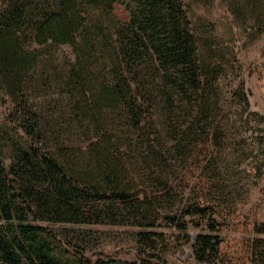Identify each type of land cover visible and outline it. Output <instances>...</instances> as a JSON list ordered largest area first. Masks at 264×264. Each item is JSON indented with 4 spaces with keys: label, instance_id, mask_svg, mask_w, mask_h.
<instances>
[{
    "label": "trees",
    "instance_id": "1",
    "mask_svg": "<svg viewBox=\"0 0 264 264\" xmlns=\"http://www.w3.org/2000/svg\"><path fill=\"white\" fill-rule=\"evenodd\" d=\"M221 2L248 40L264 35V0ZM194 3L214 0H0V91L13 104V134L0 131V264H74L47 225L93 224L143 229L141 251L166 263L160 249L171 244L154 229L166 221L187 233L186 215L210 230L195 259L219 260L212 203L230 141V64L194 24ZM64 46L73 61H59ZM243 88L233 97L248 106ZM251 260L264 264V238Z\"/></svg>",
    "mask_w": 264,
    "mask_h": 264
},
{
    "label": "rangeland",
    "instance_id": "2",
    "mask_svg": "<svg viewBox=\"0 0 264 264\" xmlns=\"http://www.w3.org/2000/svg\"><path fill=\"white\" fill-rule=\"evenodd\" d=\"M118 15L127 19V12L119 8ZM192 19L197 29L213 37L216 46L226 47L229 71L222 85L227 98L226 107L232 121L226 129L229 137L225 148L226 159L221 162L222 171L214 173L216 198L212 208L217 212V228L223 242L219 260L214 264H252V244L257 235L256 225H264V145L259 140L264 136V35L256 41L247 39L245 28L235 23L228 8L221 0H214L210 6L194 3ZM59 61L74 60L71 47L58 50ZM242 84L249 98V105L235 101L233 94ZM13 104L0 91V131L13 134L10 114ZM251 113H257L254 117ZM189 170H183L185 175ZM183 196L194 199L200 181V171L194 172ZM181 186V185H180ZM182 188V189H183ZM181 189V192L184 191ZM186 198V197H185ZM183 222L187 233L174 225L161 222L154 229L164 232L171 244V251L160 254L166 260L151 258L141 251L138 233L143 229L135 226L93 224V225H47L58 234L54 242L56 253L64 261L74 264H96L110 261L112 264H204L193 254V243L199 234H209L207 220L196 215H186ZM190 236V242H187Z\"/></svg>",
    "mask_w": 264,
    "mask_h": 264
}]
</instances>
